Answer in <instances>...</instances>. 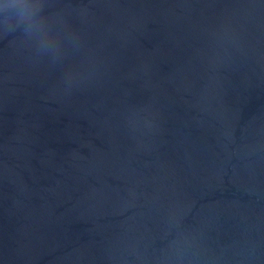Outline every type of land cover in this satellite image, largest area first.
I'll return each instance as SVG.
<instances>
[{
	"label": "water",
	"instance_id": "obj_1",
	"mask_svg": "<svg viewBox=\"0 0 264 264\" xmlns=\"http://www.w3.org/2000/svg\"><path fill=\"white\" fill-rule=\"evenodd\" d=\"M0 264H264V0H0Z\"/></svg>",
	"mask_w": 264,
	"mask_h": 264
}]
</instances>
